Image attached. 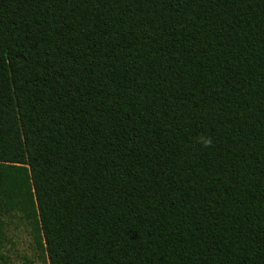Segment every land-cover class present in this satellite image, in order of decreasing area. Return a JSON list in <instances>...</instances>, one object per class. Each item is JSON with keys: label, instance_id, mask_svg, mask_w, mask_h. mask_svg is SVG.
<instances>
[{"label": "trees", "instance_id": "trees-1", "mask_svg": "<svg viewBox=\"0 0 264 264\" xmlns=\"http://www.w3.org/2000/svg\"><path fill=\"white\" fill-rule=\"evenodd\" d=\"M11 216L49 264H264V0H0V264Z\"/></svg>", "mask_w": 264, "mask_h": 264}, {"label": "rangeland", "instance_id": "rangeland-1", "mask_svg": "<svg viewBox=\"0 0 264 264\" xmlns=\"http://www.w3.org/2000/svg\"><path fill=\"white\" fill-rule=\"evenodd\" d=\"M7 241L3 249L8 264H23L26 259L32 264H49L45 255L38 250L32 231L19 216L7 217Z\"/></svg>", "mask_w": 264, "mask_h": 264}]
</instances>
